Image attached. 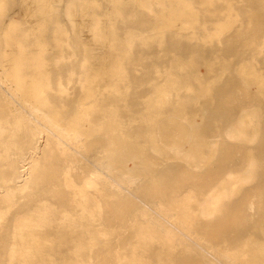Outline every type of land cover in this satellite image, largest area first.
Returning <instances> with one entry per match:
<instances>
[{
	"label": "bare ground",
	"instance_id": "6f19581e",
	"mask_svg": "<svg viewBox=\"0 0 264 264\" xmlns=\"http://www.w3.org/2000/svg\"><path fill=\"white\" fill-rule=\"evenodd\" d=\"M0 264H264V0H0Z\"/></svg>",
	"mask_w": 264,
	"mask_h": 264
},
{
	"label": "rangeland",
	"instance_id": "374dc122",
	"mask_svg": "<svg viewBox=\"0 0 264 264\" xmlns=\"http://www.w3.org/2000/svg\"><path fill=\"white\" fill-rule=\"evenodd\" d=\"M253 211V210H252ZM257 215H255V217H256Z\"/></svg>",
	"mask_w": 264,
	"mask_h": 264
}]
</instances>
